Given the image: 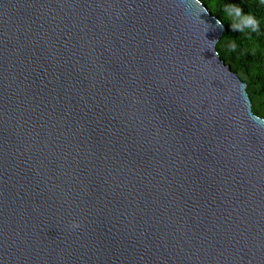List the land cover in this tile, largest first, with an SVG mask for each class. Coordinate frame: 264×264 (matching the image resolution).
<instances>
[{
    "label": "water",
    "instance_id": "95a60500",
    "mask_svg": "<svg viewBox=\"0 0 264 264\" xmlns=\"http://www.w3.org/2000/svg\"><path fill=\"white\" fill-rule=\"evenodd\" d=\"M200 0H0V264H264V119Z\"/></svg>",
    "mask_w": 264,
    "mask_h": 264
},
{
    "label": "trees",
    "instance_id": "16d2710c",
    "mask_svg": "<svg viewBox=\"0 0 264 264\" xmlns=\"http://www.w3.org/2000/svg\"><path fill=\"white\" fill-rule=\"evenodd\" d=\"M219 20L223 19L226 2L239 3L245 12L264 16L261 0H200ZM225 34L218 43V52L226 65L231 66L247 85L253 103V112L264 119V31L245 34L233 31L228 22L224 23Z\"/></svg>",
    "mask_w": 264,
    "mask_h": 264
},
{
    "label": "clouds",
    "instance_id": "9594fccd",
    "mask_svg": "<svg viewBox=\"0 0 264 264\" xmlns=\"http://www.w3.org/2000/svg\"><path fill=\"white\" fill-rule=\"evenodd\" d=\"M264 4V0H261ZM228 22L233 31L251 34L264 31V16H257L252 12H245L239 3L226 2L223 7V19L217 20V27L223 28Z\"/></svg>",
    "mask_w": 264,
    "mask_h": 264
}]
</instances>
